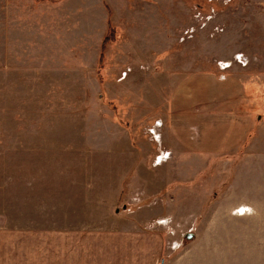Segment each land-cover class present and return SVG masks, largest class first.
I'll return each mask as SVG.
<instances>
[{
	"label": "rangeland",
	"instance_id": "obj_1",
	"mask_svg": "<svg viewBox=\"0 0 264 264\" xmlns=\"http://www.w3.org/2000/svg\"><path fill=\"white\" fill-rule=\"evenodd\" d=\"M107 7L115 32L102 82ZM146 9L164 11L163 27ZM199 11L212 16L204 27ZM247 51L246 95L261 92L244 142L207 157L179 148L173 159L156 130L174 87ZM144 196L155 207L137 250L116 229ZM78 230L85 235H64ZM94 257L264 264V0H0V264Z\"/></svg>",
	"mask_w": 264,
	"mask_h": 264
},
{
	"label": "crops",
	"instance_id": "obj_2",
	"mask_svg": "<svg viewBox=\"0 0 264 264\" xmlns=\"http://www.w3.org/2000/svg\"><path fill=\"white\" fill-rule=\"evenodd\" d=\"M107 10L108 21L111 19V11L109 7H107ZM145 11L152 16L157 14L159 18L161 17V27H163V10L159 12L158 9H146ZM157 25L159 26V20H157ZM237 53L246 55L245 52ZM246 56L250 60L252 53L247 51ZM220 58L225 59L224 57ZM220 58L213 59L214 65H212V68L196 70L174 87L171 94L173 96L170 99L172 105L167 108L169 109V116L164 119L166 123L163 122L162 126H159L156 130L159 132L160 142H164L167 148L166 151H171L173 159L177 158L179 148L184 149L189 154L202 155L203 157L224 154L242 143L247 132L253 127V103L256 100L253 94H260V85H253L252 91L248 89L251 92V98L246 95L245 84L254 69H247L248 67L242 66L234 60L233 56L231 60L229 59L232 61V67L223 71L218 66V61H223ZM248 73L249 76L246 77ZM257 77L260 79V76ZM184 93H187V97L183 96ZM245 98H247L248 105H243ZM149 119L144 122V129L148 126L150 128L154 126L153 120ZM214 144H218V146ZM140 155L138 154V158H140ZM150 158H152L151 153L149 151L144 152L145 165L148 166ZM166 162L162 165L167 164ZM165 186L161 188H165ZM137 202V209L130 210V207L127 209L130 211L127 227L118 226L119 228L116 230L118 233H122L121 235H130L125 239L126 244L132 249L140 250L144 248L142 224L145 219L143 216L155 205L146 196L139 198ZM125 206L128 205L125 204ZM122 211H124L123 208H117L115 213L121 214ZM115 220L124 219L117 217ZM60 235H63V233ZM64 235L85 234L83 231L78 230L77 233L70 234L67 232ZM96 240V235H93V246L96 243L93 253L98 250ZM93 264H95V257Z\"/></svg>",
	"mask_w": 264,
	"mask_h": 264
},
{
	"label": "trees",
	"instance_id": "obj_3",
	"mask_svg": "<svg viewBox=\"0 0 264 264\" xmlns=\"http://www.w3.org/2000/svg\"><path fill=\"white\" fill-rule=\"evenodd\" d=\"M37 1H40V2H46V1L59 2L62 0H37ZM114 32H115V27H114L111 19H109L108 20V30H107L106 35L104 36V38L101 42V51H100L99 58L97 61V65H98V70H97L98 73L97 74L99 75V78L102 82H103L102 70L104 68L105 61H106V51L108 48V44L112 41V39L114 37Z\"/></svg>",
	"mask_w": 264,
	"mask_h": 264
},
{
	"label": "built area",
	"instance_id": "obj_4",
	"mask_svg": "<svg viewBox=\"0 0 264 264\" xmlns=\"http://www.w3.org/2000/svg\"><path fill=\"white\" fill-rule=\"evenodd\" d=\"M213 12H214V9H213ZM206 16H207V19H209V20H210L211 17H212L211 15L208 16V15H206V14H203L202 11H199V13L195 15L196 20H200V21H201L202 18L204 19V20L201 22V26H202V27L206 26V24H207V21L205 20V19H206ZM190 31H191V32H195V31H196V28H195V27H192V28L190 29ZM234 60H235L236 62L242 64L243 66H246V65L249 63V57L246 56V55H244L243 53H237V54L234 56ZM231 64H232V61H228V62H227V61H222V62H219V66H220L221 69H228V68L230 67ZM157 124H158L159 126H161V125H162V122L159 121V122H157ZM151 132H153V131H151ZM154 136L157 137L156 133L154 134ZM168 155H169V153L166 152V153H165V158H166Z\"/></svg>",
	"mask_w": 264,
	"mask_h": 264
},
{
	"label": "water",
	"instance_id": "obj_5",
	"mask_svg": "<svg viewBox=\"0 0 264 264\" xmlns=\"http://www.w3.org/2000/svg\"><path fill=\"white\" fill-rule=\"evenodd\" d=\"M119 211V210H118ZM194 237V234L193 233H191V232H189V233H187V238L188 239H191V238H193Z\"/></svg>",
	"mask_w": 264,
	"mask_h": 264
}]
</instances>
